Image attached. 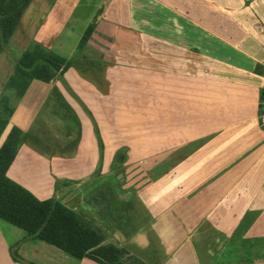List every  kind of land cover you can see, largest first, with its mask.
<instances>
[{
  "label": "crops",
  "instance_id": "obj_1",
  "mask_svg": "<svg viewBox=\"0 0 264 264\" xmlns=\"http://www.w3.org/2000/svg\"><path fill=\"white\" fill-rule=\"evenodd\" d=\"M60 2L30 0L14 31L21 29L24 47L33 37L45 41L56 33L58 19L50 13ZM94 20L87 43L75 47L81 57L67 58V83L60 77L32 80L17 101L0 134L1 139L17 128L24 137L8 177L47 199L44 190L73 185L75 166L92 171L101 165L104 175L111 161L104 146L97 151L90 117L103 139H122V117L99 114H105L107 96L122 90L121 68L129 67L143 77L134 91L149 95L150 111L138 121L145 125V139L162 141L160 153L145 154L161 158H149L144 183L115 201L136 211L119 217V225L103 224L105 243L115 244L107 236H129L124 244L132 252L150 249L156 264H264V0H103ZM76 93L91 111L79 107ZM158 102L160 115L154 113ZM49 120L59 129L54 139L61 138V149L39 143ZM84 132L91 154L75 147ZM57 190L67 203L68 190ZM86 204L85 212L73 210L91 217L97 209ZM97 216L104 223V215ZM7 232L0 228V264H99L86 257L73 263L74 257L55 246L9 238ZM13 245L24 263L12 259Z\"/></svg>",
  "mask_w": 264,
  "mask_h": 264
},
{
  "label": "rangeland",
  "instance_id": "obj_2",
  "mask_svg": "<svg viewBox=\"0 0 264 264\" xmlns=\"http://www.w3.org/2000/svg\"><path fill=\"white\" fill-rule=\"evenodd\" d=\"M60 3H55L53 7V12L50 13L51 17L57 18V28L56 33H53L54 35L47 36L45 41H41L39 37H33L28 45L26 47L25 44L21 43V29H18L14 35V38H12L11 44L5 49L3 53L0 54V94L3 92L4 87L6 85V81L9 78V76L14 72V65L17 61L18 57L21 55L23 51L30 48L32 45L35 44H46L49 50L53 51L54 53L61 54V56L65 58H80L78 52H76L75 47L79 43L80 39L82 38L84 31L86 30L87 26L92 22V19L95 15L96 10L101 6L103 0H60ZM70 5V7H69ZM68 9V13H66ZM62 22V23H61ZM62 24V25H61ZM44 46V45H43ZM24 47V48H23ZM82 59V58H81ZM76 68V67H75ZM124 71V75H122L121 80L125 82V84L122 86V90L115 91L109 94L106 98V107L104 109L105 114L101 113L100 116H104V118L107 119H113L115 117H122V139L119 141L117 139L118 134L115 135V139L117 141H114V135L112 134H105V139L99 134L97 124H96V118H94L92 115L90 118H92L95 121V136L98 135V139L95 140L98 144L97 151H101L102 147L100 144L103 143V146L106 151L105 159L106 161L109 160L110 167L109 170L102 175L101 173V165L98 166L97 169L85 171V169H82L81 167H76L75 170L72 173L75 177V182H73V185L70 187H65L63 185H57L55 186L54 190L53 188L44 190L43 195L45 197L49 198H56L57 200L61 201L59 198L58 190L60 191H66L64 194V199L67 201V203L62 202L66 204L69 208L75 209L79 208L83 212V208L86 210V202H90L92 204V199L98 195L102 190H105V187L113 189L114 186L118 187V189H122L123 192H119L117 188L112 193L111 199L109 202H106L104 198H100L95 202L96 204L93 205L97 209L95 211V214L89 218H91L96 224L100 225L101 228H103V224L105 225H119L122 221V216L132 215L134 211L133 206L123 205V206H117L115 201H118L119 198L121 201H124L127 196L125 195V191H128L130 187H134L137 185V187L141 186L144 183L146 174V163L149 161V158H155L160 159V155H154L149 156L146 155L145 152L150 150L156 151L155 153H160V147H161V140H146L147 134L145 132H142V128L145 126L143 123H140L138 121H144L147 111H150V108L146 107V98L149 97V95L146 96V92H142L139 90L134 91V85L135 83L138 84L139 80L142 81L143 77L141 75H132L135 74L134 72H131V68L123 66L121 68ZM92 74V73H90ZM88 75H86L87 77ZM70 78V77H69ZM96 78V77H95ZM94 83H97L98 85H104V82H102L100 79L97 81L95 79ZM160 78L159 76L157 77ZM59 81L62 83H67V78L62 75L59 78ZM123 84V83H122ZM119 84V85H122ZM128 84V85H126ZM142 84V83H141ZM143 85V84H142ZM117 86V85H116ZM114 86L110 87V90H114ZM121 88V87H120ZM160 92V90H159ZM159 92H155V100H158L157 97H160ZM6 93H11V91L7 90ZM78 94V101L79 107H83V109H86L89 111L90 109L87 108V103L84 102L81 99V96ZM81 95L84 93H80ZM14 95V94H13ZM161 97L158 101H160ZM91 111V110H90ZM160 102L157 103V106L155 105L154 113L160 115ZM97 113L95 114V116ZM52 122V123H51ZM47 128L45 135L43 136L42 133V139L39 141L40 144L45 143V148H47L49 145L54 144V146L58 145L57 148L61 149L63 147V144L57 139L55 140L54 137L59 135V129L58 127L53 126V121L49 120L48 123L45 125ZM137 127V132L133 130V128ZM132 129L133 132H130ZM160 129V128H159ZM158 129V131H159ZM156 131V129H155ZM87 133L84 132L83 138L79 140H75V147L79 150V153H83V150L88 151L89 154L95 152L93 145L91 146L88 141L89 138L86 136ZM156 135V134H155ZM78 135L73 136V140ZM149 136V134H148ZM6 135H3V137L0 139V147L4 143L6 139ZM109 137V138H108ZM100 139V140H99ZM88 140V141H87ZM91 142V141H89ZM30 143H33L30 141ZM94 144V143H93ZM32 145V144H31ZM53 146V145H52ZM113 148H119V152L115 155H112ZM96 151V152H97ZM65 153V152H61ZM91 158V157H90ZM94 158V157H93ZM113 164V165H112ZM112 165V166H111ZM138 171V172H137ZM29 174V173H26ZM144 175L142 179L137 180V175ZM78 180V181H76ZM121 183V185H120ZM123 186V187H122ZM57 188V189H56ZM105 194L107 191H105ZM69 198V199H68ZM103 201V202H102ZM104 201L106 203H104ZM84 202V203H83ZM104 203V206L101 204ZM121 209L122 213L121 216L119 214L118 210ZM91 211H94L92 208ZM102 216V219L104 223L100 222L98 219V216ZM97 216V219H96ZM88 217V216H87ZM113 221V222H111ZM115 222V223H114ZM117 223V224H116ZM0 228L2 230L8 231L7 235L9 238H15L18 240V238H27L26 233L21 230L20 228H17L16 226L11 225L8 222H5L3 220H0ZM105 229V228H104ZM129 236H125L122 234L115 235V236H107V240L114 241L115 244L119 246V244H124V241L126 240L128 242ZM23 240V239H21ZM125 245V249L128 251V253L125 255L123 259L122 264H130L135 258H140L143 261H145L147 264H156L155 261L152 258H155L156 255L150 250V249H144V250H136L134 252L131 251L130 247ZM52 247V246H51ZM54 248V247H53ZM137 256H135V255ZM35 257V256H34ZM158 257V256H157ZM36 260H39L38 257H35ZM73 259V263H78L77 259ZM44 260H47L46 258ZM153 260V261H152ZM54 262V261H49ZM56 264V263H53Z\"/></svg>",
  "mask_w": 264,
  "mask_h": 264
},
{
  "label": "trees",
  "instance_id": "obj_3",
  "mask_svg": "<svg viewBox=\"0 0 264 264\" xmlns=\"http://www.w3.org/2000/svg\"><path fill=\"white\" fill-rule=\"evenodd\" d=\"M29 2L30 0H0V54L9 46ZM94 26L95 20L86 28L78 49L87 43ZM71 65V59L39 44L22 52L15 62L14 72L0 94V134L11 118L17 101L24 95L32 80L50 82L62 76ZM7 90L11 93H6ZM263 97L264 89L261 99ZM23 141L20 130L15 128L8 133L0 147V220L23 230L27 235L26 239L55 246L75 259L86 257L99 264H122L128 251L114 243H105L102 228L91 218L74 211L56 198L39 199L8 177L7 171ZM100 145L103 148V143ZM105 191L109 194H105ZM112 193L113 189L105 187V190L92 199V204H96L98 197L109 202ZM104 203L101 204L104 206ZM10 255L14 261L24 263L16 246L10 247ZM130 264L147 263L135 258Z\"/></svg>",
  "mask_w": 264,
  "mask_h": 264
}]
</instances>
